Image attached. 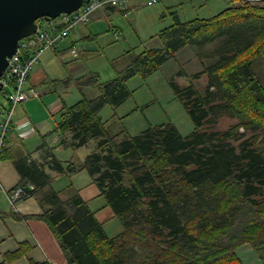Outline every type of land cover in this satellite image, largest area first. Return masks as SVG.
<instances>
[{
    "label": "trees",
    "instance_id": "obj_1",
    "mask_svg": "<svg viewBox=\"0 0 264 264\" xmlns=\"http://www.w3.org/2000/svg\"><path fill=\"white\" fill-rule=\"evenodd\" d=\"M227 2L210 17L176 19L163 27L154 35L161 47L126 51L130 59L115 77L94 80L98 95L63 106L54 130L58 143L77 149L96 140L84 158L62 161L44 149L40 161L26 155L14 160L20 180L9 194L32 183L35 188L23 195H34L57 175L86 171L121 221V232L109 236L79 195L63 200L54 189L40 199L39 214L0 216L44 221L66 264H245L237 252L244 244L264 264V84L253 70L254 60L264 56V0ZM213 42L217 46L206 56L214 60L187 85L170 82L194 124L190 133L183 136L173 123L163 122L135 135L109 134L99 112L132 97L128 79L150 76L186 46ZM202 74L207 75L203 93L193 82ZM223 114L236 122L215 130ZM6 158L4 150L0 159ZM28 249L20 243L0 264Z\"/></svg>",
    "mask_w": 264,
    "mask_h": 264
},
{
    "label": "rangeland",
    "instance_id": "obj_2",
    "mask_svg": "<svg viewBox=\"0 0 264 264\" xmlns=\"http://www.w3.org/2000/svg\"><path fill=\"white\" fill-rule=\"evenodd\" d=\"M134 1L138 3H130L127 11L117 8L118 10L104 14L97 10L87 24L77 25L69 36L59 42L58 50L62 46L66 47L60 54L47 50L43 56L52 54L56 59L51 61L48 57L47 63H43L48 75L38 84L39 88L37 86L34 89L40 92L41 88H45L55 96L62 97L66 105H71L82 97H95L99 90L94 80L104 82L115 77L116 70L127 63L129 56H126V51L134 48L135 53H138L145 48L161 47V42L154 35L163 27L176 19L185 21L210 17L229 5L227 0H159L154 5H146L143 0ZM54 21L59 22V18ZM72 46H75L77 55L74 60L66 62L65 57L70 55ZM216 46V42L204 47L186 46L150 76L143 78L135 75L128 79L126 83L133 90L132 97L117 108L106 105L99 112L100 118L106 122L109 134H119V138L135 135L149 125L163 122L173 123L183 136L190 133L194 124L181 102L174 96L170 82L174 80L181 86L187 85L192 74L203 70L206 64L215 59L214 55L206 56V52L213 54ZM253 70L264 84V56L254 60ZM180 72L184 75L179 74ZM193 82L203 93L207 75L202 74ZM3 94L0 93V108L5 102ZM58 121L59 115L48 114V119L40 123L37 135L24 141L25 147L31 150L36 145L45 144L43 149H38L40 158L44 149H50L57 159L66 161L72 155L82 159L96 146V140L92 139L87 145L77 149L62 147L54 132ZM235 122L234 117L223 114L218 117L213 128L224 130ZM68 183L66 175L61 174L55 176L50 185L58 190ZM115 222L119 226L117 231L114 226L106 225L109 236L123 230L121 221L116 217ZM258 260L260 261L259 258ZM260 263L262 264L261 261Z\"/></svg>",
    "mask_w": 264,
    "mask_h": 264
},
{
    "label": "crops",
    "instance_id": "obj_3",
    "mask_svg": "<svg viewBox=\"0 0 264 264\" xmlns=\"http://www.w3.org/2000/svg\"><path fill=\"white\" fill-rule=\"evenodd\" d=\"M112 8L115 7L107 6L100 10L101 13L108 14L117 9ZM64 49L66 47L62 46L59 50L57 48L51 51L60 54ZM46 51L40 56L41 58L37 62L35 69L33 71L31 70L28 78V86L30 87L35 88L38 86L39 88L38 84L48 75L46 73L47 67H44L43 63H47L48 57L51 58V61L56 59L54 56L52 57V54L51 56H43ZM75 57L71 53L70 55L67 54L65 61L70 62ZM41 89L42 91L38 92L40 94L37 97L38 99L32 98L22 102L14 112V125L15 123L28 120L31 126H33L34 131L27 133L23 139L17 138L13 129L8 135L5 146V156L7 158L0 159V213L6 214L14 212L21 215L39 214L42 211V206L39 202L40 199L46 192L54 189L50 185L37 189L34 195H23L22 193L14 202L11 201L9 194V190L14 188L20 180V176L14 165V160L25 155L29 157V160L40 161L42 159L38 154V147L40 145H36L35 148L29 150L25 147L24 141H28L37 135L40 123L48 119V114L52 116L59 115L60 119L63 106L66 105L62 97L55 96L54 93L45 88ZM55 134L57 135V132ZM66 177L69 183L62 188H58V190L54 189L58 192L60 198L65 200L79 195L88 209L94 213L96 219L102 224L105 232L107 229L106 225L108 224L114 226L116 231L119 230V226L115 222V215L111 207L106 203L105 198L101 195L93 178L86 171H81L71 176L66 175ZM29 184L33 186V189L35 188L32 183ZM20 243H26L29 246L27 254L15 258L9 264H30L31 261H48L50 264L67 263L58 240L44 221L37 217L19 219L10 214L0 216V262L3 260L4 254L16 251ZM238 251L245 264H261L249 245H242Z\"/></svg>",
    "mask_w": 264,
    "mask_h": 264
},
{
    "label": "built area",
    "instance_id": "obj_4",
    "mask_svg": "<svg viewBox=\"0 0 264 264\" xmlns=\"http://www.w3.org/2000/svg\"><path fill=\"white\" fill-rule=\"evenodd\" d=\"M143 1L146 5H154L159 0ZM236 1L260 2L261 0ZM130 3L136 5L138 1L84 0L79 9L69 14H60L58 16L59 22H55L54 19L45 22L37 32L19 41V50L9 59L2 75V89H6V91L4 95L5 103L0 108V156L4 153L7 138L12 129L15 131L16 137L21 139L25 138L27 133L34 131L28 120L14 125L13 116L18 105L40 95L36 89L28 86V78L42 53L49 49L56 50L59 42L69 36L74 27L87 24L97 10L111 6L127 11ZM70 53L73 56L77 55L75 46L71 47ZM23 192L22 187L16 188L10 194L11 201L14 202Z\"/></svg>",
    "mask_w": 264,
    "mask_h": 264
},
{
    "label": "water",
    "instance_id": "obj_5",
    "mask_svg": "<svg viewBox=\"0 0 264 264\" xmlns=\"http://www.w3.org/2000/svg\"><path fill=\"white\" fill-rule=\"evenodd\" d=\"M84 0H0V93L2 75L9 59L19 50V41L42 26L38 21H51L60 14L79 9ZM33 186H23L29 192Z\"/></svg>",
    "mask_w": 264,
    "mask_h": 264
}]
</instances>
